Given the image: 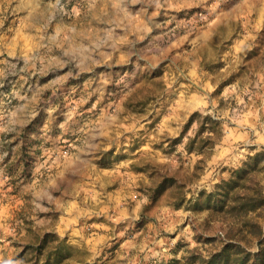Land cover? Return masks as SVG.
<instances>
[{"label": "rangeland", "instance_id": "rangeland-1", "mask_svg": "<svg viewBox=\"0 0 264 264\" xmlns=\"http://www.w3.org/2000/svg\"><path fill=\"white\" fill-rule=\"evenodd\" d=\"M0 264H264V0H0Z\"/></svg>", "mask_w": 264, "mask_h": 264}, {"label": "trees", "instance_id": "trees-1", "mask_svg": "<svg viewBox=\"0 0 264 264\" xmlns=\"http://www.w3.org/2000/svg\"><path fill=\"white\" fill-rule=\"evenodd\" d=\"M207 123H209L208 126L206 125ZM217 124L219 125V122L216 119H213L211 116L208 115V116H206L205 120L202 122V126H201L199 133L204 132V131H209V132L214 133V129H215V126ZM213 138L214 137H209V140H212ZM193 141L196 142V140H193ZM189 144H191V143H189Z\"/></svg>", "mask_w": 264, "mask_h": 264}]
</instances>
